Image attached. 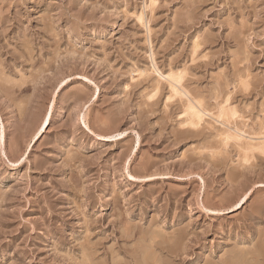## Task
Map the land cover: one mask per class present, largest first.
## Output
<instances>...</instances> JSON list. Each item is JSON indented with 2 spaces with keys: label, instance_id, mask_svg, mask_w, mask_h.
I'll return each mask as SVG.
<instances>
[{
  "label": "rangeland",
  "instance_id": "obj_1",
  "mask_svg": "<svg viewBox=\"0 0 264 264\" xmlns=\"http://www.w3.org/2000/svg\"><path fill=\"white\" fill-rule=\"evenodd\" d=\"M261 186L264 0H0V264H264Z\"/></svg>",
  "mask_w": 264,
  "mask_h": 264
},
{
  "label": "bare ground",
  "instance_id": "obj_2",
  "mask_svg": "<svg viewBox=\"0 0 264 264\" xmlns=\"http://www.w3.org/2000/svg\"><path fill=\"white\" fill-rule=\"evenodd\" d=\"M169 77L174 81V82H176V83H178L179 81L177 80V79H175V78H173L172 77V75L170 76L169 75ZM176 77V76H175ZM166 79V78H165ZM169 80V79H168ZM172 81V82H173ZM177 89V88H176ZM199 103V102H198ZM190 106V105H189ZM188 106V107H189ZM190 108V109H189ZM189 108H187V109H189L190 111H191V113L190 114H192V116L193 115H196V116H199L198 114H199V111L197 112V111H195L194 110V108H191V107H189ZM196 109V108H195ZM232 114V113H231ZM200 120V119H199ZM47 125H48V117H45L43 120H42V122L40 123V126H39V128H38V130H39V134H41L42 132H44L45 131V128L47 127Z\"/></svg>",
  "mask_w": 264,
  "mask_h": 264
},
{
  "label": "snow or ice",
  "instance_id": "obj_3",
  "mask_svg": "<svg viewBox=\"0 0 264 264\" xmlns=\"http://www.w3.org/2000/svg\"><path fill=\"white\" fill-rule=\"evenodd\" d=\"M261 190H264V186H261ZM251 195L252 194H250L248 197H245V200L249 199ZM244 202L245 201H241V204H243ZM237 207H240V205H237Z\"/></svg>",
  "mask_w": 264,
  "mask_h": 264
}]
</instances>
